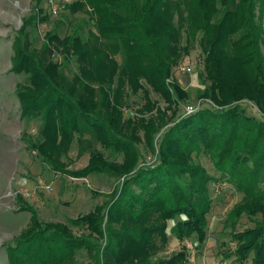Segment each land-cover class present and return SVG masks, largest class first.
Returning a JSON list of instances; mask_svg holds the SVG:
<instances>
[{
    "label": "trees",
    "instance_id": "1",
    "mask_svg": "<svg viewBox=\"0 0 264 264\" xmlns=\"http://www.w3.org/2000/svg\"><path fill=\"white\" fill-rule=\"evenodd\" d=\"M67 9L88 10L98 32L88 30L85 38L48 32L40 51L29 45L23 29L14 39L12 71L29 82L19 88L22 115L43 123L41 139L30 148L55 168L76 134L79 144L88 134L100 147L121 153L123 161L109 162L93 148L87 166L72 175L97 172L122 183L107 204L67 224L40 223L30 210L25 236L7 249L8 264H75L83 248L96 264H188L185 248L168 258L158 255L169 241L167 233L204 247L213 178L193 158L201 153L243 195L224 221L235 249L223 260L264 264V117H248L241 108L252 103L264 116V0H82ZM191 24L202 33L209 81L199 96L214 105L165 129L155 154L153 136L165 125V114L157 108L147 124L123 121V92L143 90L144 80L164 102L177 105L181 85L167 80L187 54L182 41ZM53 55L75 60L77 72L68 78ZM140 128L156 159L152 165L138 147ZM243 216L260 218L252 228L235 231ZM76 227L96 238L72 236Z\"/></svg>",
    "mask_w": 264,
    "mask_h": 264
},
{
    "label": "rangeland",
    "instance_id": "2",
    "mask_svg": "<svg viewBox=\"0 0 264 264\" xmlns=\"http://www.w3.org/2000/svg\"><path fill=\"white\" fill-rule=\"evenodd\" d=\"M37 1L0 0V264H8L7 249L13 246L17 239L25 236L32 217L31 211L40 223L67 224L69 220L89 214L96 206L107 204L110 196L118 191L122 183V178L97 172H91L84 177L72 175L87 166L89 152L93 148L98 149L109 162L123 161L121 153L100 147L101 145L88 134L80 144L76 134L69 148L56 159L59 166L55 168L30 148V145L41 139L43 123L39 119H27L22 115L19 88L28 86L29 82L25 75L12 71L14 39L23 29L29 45L40 51L48 32L56 34L59 38L75 33L85 38L88 30L98 32L93 26L92 18L87 15L88 10L73 14L67 9L82 0H42L38 5ZM33 16H36L34 23L22 28L23 22ZM261 23L264 28V14ZM201 35L195 24L187 26L182 41L183 45L187 46V54L175 65L167 80V84L176 80L181 85L183 96L179 98L177 105L164 102L144 80H141L143 90L132 93L131 89L126 88L123 92V121L142 119L143 124H147L157 117V108L165 114L162 122L165 125L159 134L153 136L155 154L158 152L156 142L165 129L180 119L214 105L210 98L199 96L209 85L204 74V55L199 44ZM262 53L264 56V46ZM52 60L65 67L68 78L77 72L75 60L63 62L61 55H53ZM116 60L121 63L118 57ZM241 108L248 117H264L261 110L252 103L244 102ZM143 131L140 128L138 132V147L146 158V163L152 165L156 159L151 151L146 150ZM193 158L213 178V182L208 184L212 209L207 216V239L204 247L200 249L194 239L177 243L175 238L167 233L169 241L158 257L168 258L185 248L184 250L191 254L188 264H215L224 259V253L235 249V243L230 237L231 230L224 228V221L227 213L241 201L243 195L232 182L220 178V173L212 166L208 156L201 153L193 155ZM259 218L243 216L235 231L252 228ZM171 226L172 223H169V228ZM71 235L76 238L87 235L96 238L92 231L78 227L74 228ZM92 256L84 248L79 249L76 252L75 264H96ZM227 262L238 264L234 258Z\"/></svg>",
    "mask_w": 264,
    "mask_h": 264
},
{
    "label": "built area",
    "instance_id": "3",
    "mask_svg": "<svg viewBox=\"0 0 264 264\" xmlns=\"http://www.w3.org/2000/svg\"><path fill=\"white\" fill-rule=\"evenodd\" d=\"M190 247H191V246H190ZM215 264H230V263H228L227 260H220V261H218V262L215 263Z\"/></svg>",
    "mask_w": 264,
    "mask_h": 264
},
{
    "label": "crops",
    "instance_id": "4",
    "mask_svg": "<svg viewBox=\"0 0 264 264\" xmlns=\"http://www.w3.org/2000/svg\"><path fill=\"white\" fill-rule=\"evenodd\" d=\"M175 241L178 243V241L175 239Z\"/></svg>",
    "mask_w": 264,
    "mask_h": 264
}]
</instances>
